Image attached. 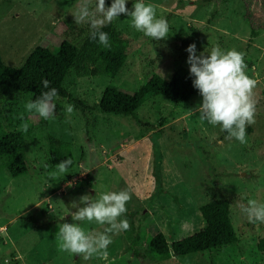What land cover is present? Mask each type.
Returning a JSON list of instances; mask_svg holds the SVG:
<instances>
[{
  "label": "rangeland",
  "instance_id": "obj_1",
  "mask_svg": "<svg viewBox=\"0 0 264 264\" xmlns=\"http://www.w3.org/2000/svg\"><path fill=\"white\" fill-rule=\"evenodd\" d=\"M80 0H0V57L20 68L37 46L57 50L65 39L88 34L72 13ZM112 0H106V5ZM157 6V17L168 21L167 39L145 37L121 15L104 28L127 42L126 62L109 79L71 69L64 87L93 111L66 113V99H57L55 119L45 121L25 111L31 96L6 90L0 100V134L19 131L27 122L25 154L28 170L11 177L0 163V264H264L257 244L264 224L249 223L239 204L249 199L264 203V0H144ZM134 0H127L132 9ZM195 43L197 55L213 47L245 53L246 74L257 81L255 123L248 126L247 144L224 139L192 114L201 103L196 94L175 105L166 98L148 99L137 110V120L104 114L97 107L106 86L132 94L151 72L169 80L173 69L186 63L185 42ZM86 43L96 42L88 38ZM23 117V118H21ZM50 138L68 144L74 165L55 179L49 162ZM91 174L90 179L86 178ZM130 191L125 216L131 227L112 235L108 257L85 261L61 250L58 224L74 223L71 213L79 198L107 191ZM230 202L235 245L203 254L157 258L148 244L162 233L169 243L203 227L199 208L214 199ZM64 217L62 220L61 218ZM103 231L95 224L81 225Z\"/></svg>",
  "mask_w": 264,
  "mask_h": 264
},
{
  "label": "clouds",
  "instance_id": "obj_2",
  "mask_svg": "<svg viewBox=\"0 0 264 264\" xmlns=\"http://www.w3.org/2000/svg\"><path fill=\"white\" fill-rule=\"evenodd\" d=\"M126 5L127 0H112L110 6L106 5V0H80L72 16L76 25L88 26L89 39L104 49L111 48V41L103 29L121 15L129 17L130 26L145 37L156 41L167 39L169 24L165 18L157 17L156 5L144 0H134L132 9ZM185 51L188 53L186 63L189 65V75L194 77L192 85L202 98L201 103L190 111L193 115L199 113V120L219 127L226 133L225 139L247 144L246 129L255 123L257 101L254 90L257 81L246 74L245 53L235 49L224 51L217 46L210 53L204 51L197 55L195 43L189 44ZM42 84L48 91L42 92L24 107L26 112L50 121L56 116L55 101L59 99V92L49 87L47 79H43ZM73 110L74 106L68 105L66 113L70 116ZM28 128L29 124L25 122L18 130L26 133ZM72 163L70 157L60 161L55 166L56 171L50 173V178L67 174ZM131 195L127 189L107 191L95 197L82 195L79 198L82 206L71 213L74 223L64 222L57 226L56 236L61 241V250L78 255L85 261L94 256L107 259L112 235L128 231L131 227L127 219H121L128 211L126 205ZM238 207L249 223L264 224V203L249 199ZM83 223L99 225L103 231L86 230L81 226ZM3 264L10 262L5 258Z\"/></svg>",
  "mask_w": 264,
  "mask_h": 264
},
{
  "label": "trees",
  "instance_id": "obj_3",
  "mask_svg": "<svg viewBox=\"0 0 264 264\" xmlns=\"http://www.w3.org/2000/svg\"><path fill=\"white\" fill-rule=\"evenodd\" d=\"M111 48L104 49L98 43L94 46L86 43L88 34L77 40L65 39L57 50L47 46H37L20 68L7 66L0 57V100L7 96L6 90L31 96L35 100L42 92L48 91L42 84L43 79L50 82V88H56L59 99H66L75 110L86 117L92 111V106L83 99L72 97L64 87L66 76L71 69L78 74L88 71L91 75H103L109 79L115 78L126 62L127 42L117 34H109ZM187 45L191 44L188 41ZM194 77L189 70L177 65L169 80L155 72H151L146 82L134 93L129 94L118 88L106 86L98 103V108L104 114L130 117L137 120V110L150 98L163 97L180 105L188 102L199 93L192 85ZM57 111L59 110L56 107ZM225 139L226 133L221 131ZM25 133L9 131L0 134V163L11 177H17L27 172L25 154ZM68 144L55 138L49 142V162L55 167L60 161L71 158L66 151ZM91 174L86 178L90 179ZM203 227L198 232L181 240L169 243L162 233L150 238L148 244L157 258L190 254H203L235 245L238 241L230 218V202L226 198L214 197L199 208ZM257 250L264 252V238L257 244Z\"/></svg>",
  "mask_w": 264,
  "mask_h": 264
}]
</instances>
